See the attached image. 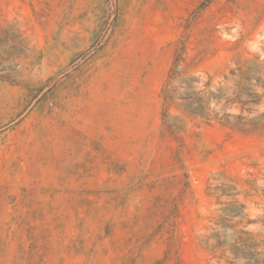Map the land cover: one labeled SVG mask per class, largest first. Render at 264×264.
<instances>
[{"label":"rangeland","instance_id":"rangeland-1","mask_svg":"<svg viewBox=\"0 0 264 264\" xmlns=\"http://www.w3.org/2000/svg\"><path fill=\"white\" fill-rule=\"evenodd\" d=\"M0 264H264V0H0Z\"/></svg>","mask_w":264,"mask_h":264},{"label":"trees","instance_id":"trees-1","mask_svg":"<svg viewBox=\"0 0 264 264\" xmlns=\"http://www.w3.org/2000/svg\"><path fill=\"white\" fill-rule=\"evenodd\" d=\"M180 58H181L180 54L176 55V57L174 58L171 66L169 67L166 78L163 82V86L161 88L162 100H163V104H164L163 105V111H162L164 122H165V118H166L168 105L173 101V96L169 93L167 86L170 84V82L179 73L178 65H179Z\"/></svg>","mask_w":264,"mask_h":264}]
</instances>
